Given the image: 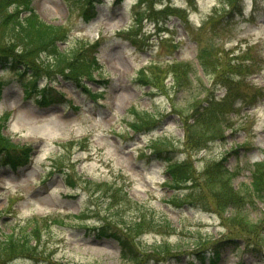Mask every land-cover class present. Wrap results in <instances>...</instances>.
Returning a JSON list of instances; mask_svg holds the SVG:
<instances>
[{"label": "rangeland", "instance_id": "obj_1", "mask_svg": "<svg viewBox=\"0 0 264 264\" xmlns=\"http://www.w3.org/2000/svg\"><path fill=\"white\" fill-rule=\"evenodd\" d=\"M171 1L173 6L180 8L188 5V0ZM137 2L97 1L90 20L85 22L79 12L69 16L64 0H33V7L46 22L73 26L70 42L61 43L62 49L70 48L78 38L103 40L93 80L83 78L84 84L79 85L77 81L59 76L55 82L46 78L38 82V90L48 86L64 94L61 104L42 108L34 101L36 92L32 100L26 99L24 85L28 80L0 68V77L7 81L0 100V116L12 113L6 134L15 143L33 148L26 167L0 170V225L5 233H11L34 217L63 220V223H53L43 233L38 246L41 264H127L120 258L116 240L104 238L98 241L95 237L93 229L99 213L106 216V210L102 211L106 207L103 199L95 197L93 201L80 190L66 189L61 178L65 177L63 174L48 177L54 160L60 157H64V163L75 164V172L82 174L84 179L88 177L110 183L118 180V186L125 188L132 197L128 201L125 221L139 218L143 212L140 209L145 205L148 209L144 211L149 215L154 213L158 218L164 216L171 220L179 234L173 237L145 235L142 245L147 249L166 240L179 244L185 252L190 249L191 240L199 234L214 239L236 235L237 227L232 225L229 228L231 221L225 226L219 216L181 205V202L171 203L169 199L173 190L164 184L168 177L167 164L154 159V143L161 136L164 137L159 141L160 146L169 154L172 152L168 156L179 160L185 158V148L181 146L184 130L172 105L185 110L192 100V91L172 93L168 98L162 94L151 95L147 87L138 86L134 80L136 73L145 66L157 64L168 68L175 61L190 62L191 66L195 64L203 84L209 86L212 79L201 75L197 62L200 46L210 42L216 44L224 68L221 76L228 75L229 71L240 73L243 62H236L235 58L243 55L242 59L244 54L232 51L250 48L247 53L253 60L251 68L256 74L244 78L240 93L249 98L257 96L253 100L256 101L255 106L251 109L242 107L239 101L236 104L239 112L231 115L226 139L211 143L198 153L193 152V164L199 172L208 163L225 158L227 168H239L235 187L240 190L245 184H250L248 166L264 158V0H245L244 15H237L234 19L232 13L226 15V21L215 35L200 27L207 23L205 21L218 0H196V10L190 14L189 24L184 28L179 17H172L163 27L167 33H158L159 28L146 20L143 27H137L136 15L140 8ZM254 14H258L256 21L252 19ZM197 40L202 41L198 46ZM240 78L236 80L240 81ZM166 84L171 86V77ZM88 91L101 94V97L95 101ZM224 94L223 89L216 92L219 97ZM133 107L138 111L150 109L161 114V125L155 131L132 139L126 122L132 119ZM83 138H88V146L80 143L72 148V143L66 144ZM71 166L65 171L72 172ZM89 206L93 213L88 210ZM81 210L89 212L88 218H91L82 224L75 216ZM248 210L246 213L253 222L264 221L262 204ZM238 244L226 247L218 262L209 259L204 264H262L264 260L261 257L246 250L243 243ZM186 262L184 259L181 263L172 264ZM14 263L34 262L19 259Z\"/></svg>", "mask_w": 264, "mask_h": 264}, {"label": "trees", "instance_id": "obj_2", "mask_svg": "<svg viewBox=\"0 0 264 264\" xmlns=\"http://www.w3.org/2000/svg\"><path fill=\"white\" fill-rule=\"evenodd\" d=\"M94 1L96 0H65L70 10V17H73L75 12H79L86 20L89 18V11ZM120 1L122 0H118ZM155 1L161 0H140V5L146 2L148 6L144 12H138L136 15L139 26L142 24L145 13H148L147 17H151L155 23L165 22L169 17L176 15L183 20L184 24H189L187 10L177 9L173 4L162 10H155L153 6ZM31 3L32 0H0V66L10 68L20 76L29 75L30 81L25 84L28 96L31 95L32 87L36 86L38 79L42 76L53 79L61 76L77 81L79 85L84 84L83 78L92 80L94 71L98 67L94 53L102 41L92 42L79 38L70 48L60 49L59 43L70 42L73 26L52 25L44 22ZM240 3L241 0H220L221 7L213 12L209 21L201 29L217 34L222 23L226 21L225 16L231 10L238 9ZM207 26L211 28L208 29ZM201 42L198 41V43ZM219 53L214 42L200 46L199 49L198 59L204 75L212 79L210 88L203 84L197 70L191 66L190 62L173 63L168 68L153 64L148 68H142L137 74L136 81L141 85L151 86L158 94L171 96L172 93L187 90H191L193 94L185 110L173 105L174 112L180 115L183 122L185 136L182 146L186 148L188 157L184 160L164 158L161 152L165 148L159 143L163 139L160 138L154 143L155 158L167 159L168 162L167 170L172 179L167 181L166 185L175 190H185L183 195L175 201L199 205L207 210L215 209L214 211L219 214L232 210L236 214L233 213L230 218V226L233 224L237 227L236 235L249 236L245 239L247 245L254 250L264 252V227L259 223L254 224L242 213L246 211L248 205L252 206L257 201L264 203V161L250 166L253 176L251 186L246 184L240 190H235L232 180L237 172L231 173L222 162H214L208 164L202 174H198L191 156L193 151L202 150L216 140L224 139L226 128L230 123L229 115L235 110L234 102L239 95L241 81H237L236 78L241 75L244 78L248 74L255 73L251 64L248 63L250 55L245 52L244 58L241 59L242 56L235 58L236 62H243L241 72L229 71L228 75L221 76L220 73L224 68H222L223 62ZM168 77L172 78L170 87L166 84ZM4 82L0 78V98ZM218 87H224L227 91L221 99L215 96ZM51 92L45 89L38 91L42 95L38 103L49 105L62 102L61 97ZM201 95L204 97L200 98ZM92 96L96 97L94 94ZM132 115L133 119L128 122V125L136 132L154 130L162 119V115L156 111L137 112L133 109ZM10 119V113L0 118V166L10 164L17 167L29 160L32 148L16 144L5 134L4 130L8 127ZM62 159L64 157L54 160L48 177L63 174L68 187L81 188L90 199L102 198L106 204L105 210L108 217L102 222L100 234L110 232L111 235L119 238L123 246L122 256L130 264L147 261L148 256L143 255L146 251L138 252L141 236L148 230L173 229L171 223L166 218L159 220L154 213L149 215L144 211L148 209L145 206L140 209L143 212L139 218L125 221L128 201L131 198L123 188L118 186L117 180L110 183L84 179L81 174L75 172L73 164L72 172L65 171L70 164L64 163ZM86 213L83 211L79 218L85 217ZM53 223H63V220L59 218L50 220L48 216L34 217L8 235H3L0 231V264H10V261L18 256L36 258L37 246L32 245L31 242L39 243L43 233L49 230ZM191 242L200 248L213 244L219 248L225 243L223 240L213 242L209 236L202 235L196 236ZM156 249L165 252L173 250L174 247L166 244L153 246V250Z\"/></svg>", "mask_w": 264, "mask_h": 264}]
</instances>
